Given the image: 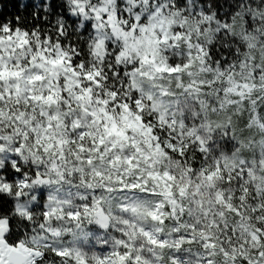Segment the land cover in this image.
Wrapping results in <instances>:
<instances>
[{
	"label": "snow or ice",
	"instance_id": "obj_1",
	"mask_svg": "<svg viewBox=\"0 0 264 264\" xmlns=\"http://www.w3.org/2000/svg\"><path fill=\"white\" fill-rule=\"evenodd\" d=\"M0 3V264H264V0Z\"/></svg>",
	"mask_w": 264,
	"mask_h": 264
},
{
	"label": "trees",
	"instance_id": "obj_2",
	"mask_svg": "<svg viewBox=\"0 0 264 264\" xmlns=\"http://www.w3.org/2000/svg\"><path fill=\"white\" fill-rule=\"evenodd\" d=\"M0 3L6 4V8L4 9V15H16L19 14L18 10L14 6V0H0Z\"/></svg>",
	"mask_w": 264,
	"mask_h": 264
}]
</instances>
